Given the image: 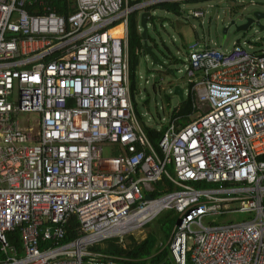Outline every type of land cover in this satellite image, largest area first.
<instances>
[{
	"label": "built area",
	"instance_id": "2783aa9c",
	"mask_svg": "<svg viewBox=\"0 0 264 264\" xmlns=\"http://www.w3.org/2000/svg\"><path fill=\"white\" fill-rule=\"evenodd\" d=\"M197 1L0 0V264H157L96 248L164 210L172 264H264V43L192 45L194 111L157 148L131 102L128 16L171 2L202 24Z\"/></svg>",
	"mask_w": 264,
	"mask_h": 264
},
{
	"label": "rangeland",
	"instance_id": "374dc122",
	"mask_svg": "<svg viewBox=\"0 0 264 264\" xmlns=\"http://www.w3.org/2000/svg\"><path fill=\"white\" fill-rule=\"evenodd\" d=\"M130 1L135 2L136 0ZM206 5H215V7L202 24L198 19L185 20L184 15L177 17L159 8L152 9L153 21H148L146 35L158 64L152 63V58L140 50L136 70V75H140V78L137 77V93L134 99L142 126L159 129L168 124L172 109L179 103L178 95L173 92L175 86L182 91L183 97L186 96L188 84L184 75L183 63L184 55L192 45L202 46L204 42H207L212 47L227 51L237 40L241 43L244 40L245 42L259 40L264 43V18L259 20L258 25L250 24L245 31H237L235 28L253 12L264 13V0L197 1L188 3L185 12L196 7L205 8ZM231 21H234L233 25L230 24ZM159 64L167 66L173 75L160 68ZM143 100H146V105L142 104ZM18 120L24 125L28 123L34 126L36 115L21 113L18 115ZM102 155L111 156V148L105 146ZM240 217L241 214H237L233 216V219L238 220ZM154 220L135 232L133 237L142 240L149 232L155 231ZM99 247L103 248L104 242L99 244ZM114 262L120 264L117 261Z\"/></svg>",
	"mask_w": 264,
	"mask_h": 264
},
{
	"label": "trees",
	"instance_id": "16d2710c",
	"mask_svg": "<svg viewBox=\"0 0 264 264\" xmlns=\"http://www.w3.org/2000/svg\"><path fill=\"white\" fill-rule=\"evenodd\" d=\"M140 0H136L135 2H139ZM129 3H134L130 1ZM159 8L165 12H170L175 16L180 15V4L179 3H171V2H163L156 4L152 7V9ZM58 13H64L59 9H56ZM148 21H153L152 17L149 18ZM138 24V13L134 12L128 16L127 19V53H128V79H129V92L130 98L133 105V109L138 119L140 120V115L136 108L135 103V94L137 93V67H138V53L142 48V41L140 32L137 29ZM122 25L118 26L113 32H119ZM121 27V28H120ZM176 61V60H175ZM194 103V94L190 91V85H188L187 94L183 97L182 100L179 101L177 106H175L171 111L170 118H178V123L186 122L189 120V115H191L194 111L193 108ZM143 105H146V100H143ZM141 121V120H140ZM143 130L145 131L148 139L151 141L152 145L157 148V140L160 138L161 133L163 131V127L161 130L157 131L154 127L143 125ZM259 159L264 160V155H261ZM171 171V169H170ZM168 187L172 189L171 184H168ZM158 194V193H157ZM176 215L172 210H164L162 211L156 218L154 222L155 231H151L147 234V236L142 240H137L133 237V235H128L122 243H118L117 239H110L104 242V247L100 248L99 246L96 248L99 252H105L108 254L115 255H123L130 259L137 260L151 257V262L157 264H172L169 258H167L166 249H160L157 247L159 241H166L168 238L171 229L175 223ZM71 226H75V221L72 219ZM73 236L70 233V236ZM11 242L15 245H19V239L14 238L11 235L9 237Z\"/></svg>",
	"mask_w": 264,
	"mask_h": 264
},
{
	"label": "water",
	"instance_id": "95a60500",
	"mask_svg": "<svg viewBox=\"0 0 264 264\" xmlns=\"http://www.w3.org/2000/svg\"><path fill=\"white\" fill-rule=\"evenodd\" d=\"M149 15H150V12L148 10L143 11L138 15V25L140 27V36H141V41H142V48H143V51L145 53H147L152 58V63L158 64L156 62V59L153 56L152 46L147 41V35H146V33H147V18ZM261 18H264V13L255 11L252 13L251 16L246 17L243 23H241L239 26H236L235 28L237 31H239V30L245 31L250 24L258 25V22ZM230 24L233 25L234 21H231ZM260 29H262V28L260 27ZM159 66L164 71L167 70L170 72L171 75H173V72L170 69H168V67L165 66L164 64H159ZM173 92L178 95L179 101L183 99L182 91L179 89L178 86L174 87ZM145 198L150 199L151 197H150V195H146Z\"/></svg>",
	"mask_w": 264,
	"mask_h": 264
},
{
	"label": "bare ground",
	"instance_id": "6f19581e",
	"mask_svg": "<svg viewBox=\"0 0 264 264\" xmlns=\"http://www.w3.org/2000/svg\"><path fill=\"white\" fill-rule=\"evenodd\" d=\"M121 27H122V26H121ZM121 27H120V28H121ZM120 30H121V29H119V31H120Z\"/></svg>",
	"mask_w": 264,
	"mask_h": 264
},
{
	"label": "clouds",
	"instance_id": "9594fccd",
	"mask_svg": "<svg viewBox=\"0 0 264 264\" xmlns=\"http://www.w3.org/2000/svg\"><path fill=\"white\" fill-rule=\"evenodd\" d=\"M238 41V40H237Z\"/></svg>",
	"mask_w": 264,
	"mask_h": 264
},
{
	"label": "crops",
	"instance_id": "0c3cea01",
	"mask_svg": "<svg viewBox=\"0 0 264 264\" xmlns=\"http://www.w3.org/2000/svg\"><path fill=\"white\" fill-rule=\"evenodd\" d=\"M198 39V38H197Z\"/></svg>",
	"mask_w": 264,
	"mask_h": 264
}]
</instances>
